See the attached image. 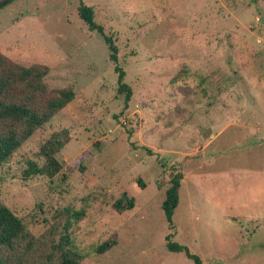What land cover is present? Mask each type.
Segmentation results:
<instances>
[{"label": "rangeland", "instance_id": "rangeland-1", "mask_svg": "<svg viewBox=\"0 0 264 264\" xmlns=\"http://www.w3.org/2000/svg\"><path fill=\"white\" fill-rule=\"evenodd\" d=\"M80 1L116 46L133 90L127 106ZM0 53L48 67L41 92L18 85L10 100L42 108L60 89L74 93L0 165V201L25 225L0 247L9 264H58L64 232L77 264H194L168 240L201 264H264V0H15L0 9ZM63 130L60 171L24 177ZM172 167L182 179L170 226L162 202ZM123 193L134 206L116 212Z\"/></svg>", "mask_w": 264, "mask_h": 264}, {"label": "trees", "instance_id": "trees-1", "mask_svg": "<svg viewBox=\"0 0 264 264\" xmlns=\"http://www.w3.org/2000/svg\"><path fill=\"white\" fill-rule=\"evenodd\" d=\"M15 0H0V9ZM79 17L88 25L89 29L98 32L109 50V60L114 63V70L117 72V91L123 94L124 106H127L133 90L132 87L123 81L125 72L117 65L116 46L110 35L105 34L104 28L94 21L93 9L85 5L82 1L78 6ZM48 73L45 65L24 66L12 62L7 56L0 53V121L10 122L11 127L0 129V165L5 162L21 145L40 127L48 123L52 117L62 109L73 98V91L69 88L60 89L49 97L42 108L35 107L28 101L10 100L7 93L12 87L23 86L31 91L41 92V81ZM65 130L53 133L41 145V153L44 155V163L39 166L33 161H28L23 176L32 174H44L52 177L62 168L61 162L56 154L68 140ZM170 168L169 185L165 191V198L162 202L164 215L172 224V214L179 201V188L182 173ZM138 182L142 185L140 180ZM133 196L123 193L112 203V208L116 212L129 210L134 206ZM83 210H73L67 217L64 228L68 229L73 222L83 216ZM25 225L22 219L17 216L7 205L0 201V247H11L18 237L23 233ZM168 238V237H167ZM116 241L111 238L98 243L95 249L98 253L110 249ZM71 239L66 232L62 233L58 243L55 245L60 251L61 259L58 264H77L78 252L73 250ZM166 247L170 251L184 252L186 256L193 260L194 264H201L198 255L191 253L185 245L173 241H167ZM0 264H9L0 255Z\"/></svg>", "mask_w": 264, "mask_h": 264}]
</instances>
